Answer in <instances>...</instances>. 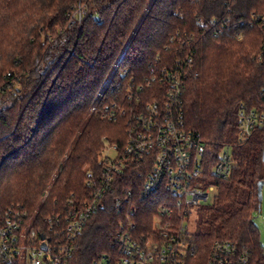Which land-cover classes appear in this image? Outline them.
Masks as SVG:
<instances>
[{
    "label": "trees",
    "instance_id": "1",
    "mask_svg": "<svg viewBox=\"0 0 264 264\" xmlns=\"http://www.w3.org/2000/svg\"><path fill=\"white\" fill-rule=\"evenodd\" d=\"M82 3L88 12L79 24L73 17ZM252 13L264 16V0H0V224L20 205L34 218L33 228L45 229L47 217L89 200L87 172L101 173L104 138L125 139L123 121L90 112L97 94L123 70L141 76L158 57L159 65L170 66L179 57L171 36L197 32L198 17H226L233 27L200 38L186 82L187 128L201 134L214 159L233 145L230 176L212 177L213 201L195 210L192 260L205 264L219 239L245 247L248 264H264L254 223L264 181V128L239 143L237 123L242 104L264 111V25L237 27ZM144 166L130 162L115 177L77 237L69 264H93L112 253L134 205L140 231L151 229L159 201L141 196L150 170ZM130 190L132 200L117 206V197Z\"/></svg>",
    "mask_w": 264,
    "mask_h": 264
},
{
    "label": "built area",
    "instance_id": "2",
    "mask_svg": "<svg viewBox=\"0 0 264 264\" xmlns=\"http://www.w3.org/2000/svg\"><path fill=\"white\" fill-rule=\"evenodd\" d=\"M88 8H82V23ZM84 13V15H83ZM198 31H177L170 43L179 57L168 65H159L158 57L141 76L123 70L118 82L106 92L100 91L90 112L107 121H123L122 144L104 138L103 168L98 175L87 172L91 198L82 204L71 203L65 213H55L44 220L46 228H33L32 219L20 205L5 212L0 224V264L23 260L27 264H69L77 237L92 214L102 207L103 198L118 174L129 163L150 167L141 189L143 198H158L157 213L151 229L141 232L135 217L138 206L128 210L114 241L115 250L97 257L93 264H193L195 246L190 241V222L195 210L216 195L209 184L212 177L225 179L233 167L232 147L226 145L217 159L201 134L189 130L185 120V92L189 70L200 38L219 37L231 29L226 17L196 19ZM264 25V16L252 13L239 25ZM236 36H241L237 32ZM264 98V85L260 91ZM238 142L253 137L264 128V111L241 105L238 113ZM115 151L112 157L109 152ZM212 165L211 171H208ZM133 191L116 199V205L132 200ZM123 200V201H122ZM250 252L229 240H215L205 264H248Z\"/></svg>",
    "mask_w": 264,
    "mask_h": 264
},
{
    "label": "rangeland",
    "instance_id": "3",
    "mask_svg": "<svg viewBox=\"0 0 264 264\" xmlns=\"http://www.w3.org/2000/svg\"><path fill=\"white\" fill-rule=\"evenodd\" d=\"M84 7H87V4L86 3L85 4L84 3L80 4V8L78 9L77 14L74 15V17H73V20L74 21H77L80 18L79 17L80 16V13L82 12V8H84ZM83 15H84V13H83ZM109 154L112 157H114L116 155V152L115 151H110ZM47 193H49V190L47 191ZM46 197H47V194L44 196V198H46ZM213 199H214V195L211 194V198L209 199V201L207 203L212 202ZM196 218L197 217H196V212H195L191 216V222H190V229H191V231H194L195 228H196V220H197ZM33 219L34 218H32L31 223H33ZM254 223L257 226L258 230L260 231L261 243L264 246V186H263V189H262V199H261V202H260V209L254 215ZM21 264H27V262L25 260H23L21 262Z\"/></svg>",
    "mask_w": 264,
    "mask_h": 264
},
{
    "label": "water",
    "instance_id": "4",
    "mask_svg": "<svg viewBox=\"0 0 264 264\" xmlns=\"http://www.w3.org/2000/svg\"><path fill=\"white\" fill-rule=\"evenodd\" d=\"M263 186H264V181L260 182L259 183V186H258V194H259L260 202H261V199H262V189H263Z\"/></svg>",
    "mask_w": 264,
    "mask_h": 264
}]
</instances>
